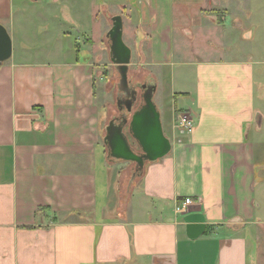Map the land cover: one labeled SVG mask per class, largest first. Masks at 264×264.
<instances>
[{
    "label": "crops",
    "instance_id": "1",
    "mask_svg": "<svg viewBox=\"0 0 264 264\" xmlns=\"http://www.w3.org/2000/svg\"><path fill=\"white\" fill-rule=\"evenodd\" d=\"M13 6L0 0L10 27ZM135 7L134 48L126 45L147 70L142 83L155 86L153 98L169 88L182 105L158 110L162 130L170 114V152L123 186L104 144L111 108L97 102L93 35L12 42L0 67V264L252 263L245 233L263 224L264 0ZM179 114L193 119L190 134L175 129ZM184 200L186 214L205 218L195 241L176 213Z\"/></svg>",
    "mask_w": 264,
    "mask_h": 264
},
{
    "label": "rangeland",
    "instance_id": "2",
    "mask_svg": "<svg viewBox=\"0 0 264 264\" xmlns=\"http://www.w3.org/2000/svg\"><path fill=\"white\" fill-rule=\"evenodd\" d=\"M21 2V5L18 2ZM39 0L37 3H32V0H13V12L11 14L13 27L7 24L5 19H0V25L5 29L10 27V33L14 39L13 48H17L18 42L26 41L30 44L40 45L45 42L46 47L56 44L55 37L58 32L63 30L68 35L65 42L76 40L82 44L84 43V37L93 35L91 40L95 45L96 54L95 57H99V62L103 64L99 70L100 75L96 85V95L98 97V105H109L111 108V115L116 114L115 106V94L119 81V76L114 68V65L110 61L109 45L110 41L106 37L107 32L111 29L112 18L114 16H120L122 19V39L126 44H130L133 47L134 28L137 23V8L135 3L139 0ZM92 2V3H91ZM228 22L230 21L227 19ZM136 22V23H135ZM7 26V27H6ZM9 26V27H8ZM8 30V29H7ZM6 30V31H7ZM8 33V31H7ZM10 33H8L10 35ZM210 41H207L209 43ZM50 43V44H49ZM208 47V46H207ZM243 49H249L251 46H243ZM246 54V52L244 53ZM30 58L27 55H24ZM39 57L45 60L44 53H40ZM243 57V56H242ZM248 58L249 56H245ZM35 59V58H34ZM32 59V60H34ZM140 61L137 60V55L133 52L131 54V60L129 65V78L131 82H146L147 70L144 67L139 66ZM100 78V79H99ZM160 91L153 98V103L157 107V110H170L176 104L177 107H181L179 101L175 103L174 98L169 93V88H166L165 92L162 91V85L159 87ZM259 93L260 90L258 89ZM138 93L140 90L138 89ZM258 96V95H257ZM140 101V97H137ZM138 107V102L134 105V109ZM177 117V116H176ZM107 120V119H106ZM170 114L163 120V134L169 135L167 129L170 124ZM131 146L135 151H139L135 142L128 134L127 128L124 130ZM169 137V136H168ZM262 158H260L261 160ZM259 160V161H260ZM124 176L123 186L128 183L132 172L136 166L134 163L118 161L116 164ZM258 171V170H257ZM258 189L263 185L264 188V171L258 172ZM109 187H111V180ZM114 186V184H113ZM257 189V190H258ZM114 194L110 195L111 204L114 203ZM261 205V211L259 217L263 220L261 226L254 225L250 227L253 229L246 232L248 243V261L251 264H264V192L257 191ZM261 194V195H260ZM261 197V198H260ZM108 215V214H107ZM186 215V213L184 214ZM212 252L208 253V260Z\"/></svg>",
    "mask_w": 264,
    "mask_h": 264
},
{
    "label": "water",
    "instance_id": "3",
    "mask_svg": "<svg viewBox=\"0 0 264 264\" xmlns=\"http://www.w3.org/2000/svg\"><path fill=\"white\" fill-rule=\"evenodd\" d=\"M122 19L120 16L112 18L111 29L107 33L110 41V61L119 75L118 87L127 93L128 66L131 60V50L122 39ZM12 55V42L6 29L0 25V67L9 60ZM141 90V104L134 109L139 93L132 90L129 99L125 103L126 114L120 116V121L114 123L111 120L106 128L104 144L108 150V156L121 162L134 163L136 170L141 172L145 163L156 162L165 157L171 150L168 138L163 134L160 113L153 103L155 86L143 84ZM118 106V105H117ZM137 145L139 151L131 146L124 130ZM185 234L188 240L195 241L205 232V218L200 213H189L183 216Z\"/></svg>",
    "mask_w": 264,
    "mask_h": 264
},
{
    "label": "flooded vegetation",
    "instance_id": "4",
    "mask_svg": "<svg viewBox=\"0 0 264 264\" xmlns=\"http://www.w3.org/2000/svg\"><path fill=\"white\" fill-rule=\"evenodd\" d=\"M143 84H147V83L135 82L133 84V83H131V81L129 82V80H128L129 90L127 91V93L120 90L118 85H117V90H116V94H115L116 114L111 117V120H113L114 123H118L120 121V119H119L120 116H122L123 114H126L125 103L129 99V95L131 94L132 90H137V92H138L139 87ZM141 92L142 91L140 90L139 96H140ZM137 102H138V106H139L141 104V101L137 100L136 103ZM117 120H118V122H117Z\"/></svg>",
    "mask_w": 264,
    "mask_h": 264
},
{
    "label": "built area",
    "instance_id": "5",
    "mask_svg": "<svg viewBox=\"0 0 264 264\" xmlns=\"http://www.w3.org/2000/svg\"><path fill=\"white\" fill-rule=\"evenodd\" d=\"M175 129L181 135L190 134L194 128L193 119L186 114H179L175 119ZM192 201H184L180 206L176 208L177 214H184L188 208L192 205Z\"/></svg>",
    "mask_w": 264,
    "mask_h": 264
},
{
    "label": "trees",
    "instance_id": "6",
    "mask_svg": "<svg viewBox=\"0 0 264 264\" xmlns=\"http://www.w3.org/2000/svg\"><path fill=\"white\" fill-rule=\"evenodd\" d=\"M184 201H185V200H184ZM184 201L179 202V203H178V204H179L178 206H180Z\"/></svg>",
    "mask_w": 264,
    "mask_h": 264
}]
</instances>
